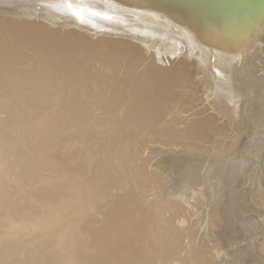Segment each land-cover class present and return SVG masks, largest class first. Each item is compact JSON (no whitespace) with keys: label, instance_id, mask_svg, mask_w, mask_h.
Wrapping results in <instances>:
<instances>
[{"label":"rangeland","instance_id":"rangeland-1","mask_svg":"<svg viewBox=\"0 0 264 264\" xmlns=\"http://www.w3.org/2000/svg\"><path fill=\"white\" fill-rule=\"evenodd\" d=\"M82 1L0 0V264H264V26Z\"/></svg>","mask_w":264,"mask_h":264},{"label":"bare ground","instance_id":"bare-ground-1","mask_svg":"<svg viewBox=\"0 0 264 264\" xmlns=\"http://www.w3.org/2000/svg\"><path fill=\"white\" fill-rule=\"evenodd\" d=\"M79 1H82V0H79ZM99 1L100 0H93V2L95 3V4H98L99 3ZM183 2V4H182V6L180 7L181 9H185L186 8V6L188 5V3H186V0H182ZM194 1V3H196V5H197V7H195L196 8V10L197 11H204V10H207V13H208V18L210 17L212 20H216V22H217V24H220V25H224L226 28H228V26L229 25H231L232 24V22H228V21H232L233 19H235L236 17L235 16H238L239 18H240V16L239 15H237V11H227V10H225L224 8H221V7H216L215 5H212V4H208V3H199V2H197V0H193ZM83 2V1H82ZM205 4H207V5H205ZM81 6V5H80ZM82 7V6H81ZM96 7V6H95ZM176 10V9H175ZM177 12H179V11H177ZM177 12H175V13H177ZM173 13V12H172ZM236 14V15H235ZM240 14V13H239ZM233 17H235V18H233ZM244 17V16H243ZM247 17H255V19H253V18H251L252 19V21H256L257 23H256V25L258 24V23H260V24H262V27L264 26L263 25V22H264V7L262 8V10H260L259 12H256V14L255 15H252V16H247ZM238 19V18H237ZM248 19V18H247ZM240 20V19H239ZM238 20V21H239ZM236 21V20H235ZM235 21H233V22H235ZM244 21V20H243ZM243 21L241 22V21H239L240 22V24H243ZM254 21V22H255ZM226 22H227V24H226ZM249 22V21H248ZM250 23V22H249ZM239 24V25H240ZM248 24V23H247ZM246 24V25H247ZM259 24V25H260ZM233 25V24H232ZM236 25V24H235ZM234 25V26H235ZM244 25V24H243ZM245 25V26H246ZM244 26V27H245ZM254 26V25H253ZM258 26V25H257ZM256 26V27H257ZM230 27V26H229ZM250 27V26H249ZM255 27V28H256ZM246 28V27H245ZM251 28V27H250ZM259 28V27H258ZM252 29V31H253V29H254V27L253 28H251ZM261 29V28H260ZM259 29V30H260ZM258 29L256 28V31H257ZM249 32H250V29L248 30ZM247 31V32H248ZM255 31V30H254ZM251 33V32H250ZM254 33H256V32H254ZM245 35H246V33H245ZM252 34H250V36H251ZM253 36H254V34H253ZM252 36V37H253ZM256 36V35H255ZM248 37V36H247ZM245 38V37H244ZM254 38V37H253ZM250 39H251V37H250ZM249 39V40H250ZM255 39V38H254ZM252 40V39H251ZM252 41H254V40H252ZM125 109V108H124ZM128 112H129V110H128ZM123 113H126L125 112V110H124V112ZM76 114V113H75ZM87 115V114H86ZM124 115V114H123ZM125 115H127V114H125ZM86 118V117H85ZM127 118V117H126ZM115 119V118H114ZM80 120V119H79ZM121 120V119H120ZM125 120V119H124ZM123 120V121H124ZM86 121V120H85ZM74 122V121H73ZM80 122H82V121H80ZM99 122V121H98ZM107 122V121H106ZM88 123V122H87ZM112 123V122H111ZM83 124V123H82ZM123 125V124H122ZM83 126V125H82ZM96 126V125H95ZM111 126V125H110ZM120 126H121V124H120ZM76 127V126H75ZM93 127V126H92ZM118 127V126H117ZM69 128V127H68ZM87 128V127H86ZM111 128V127H110ZM125 128V127H124ZM95 129V128H94ZM97 129V128H96ZM107 129V128H106ZM68 130V129H67ZM71 130V129H70ZM98 130V129H97ZM120 130V129H119ZM87 131V130H86ZM99 131V130H98ZM103 131H105V130H103ZM70 132V131H69ZM109 132V131H108ZM72 133V132H71ZM93 133V132H92ZM103 133V132H102ZM116 133V132H115ZM70 134V133H69ZM77 134V133H76ZM106 134V133H105ZM81 136V135H80ZM112 136V135H111ZM94 137V136H93ZM97 137V136H96ZM87 139V138H86ZM2 141V140H1ZM109 141V140H108ZM84 142V141H83ZM2 144V143H1ZM4 144V143H3ZM88 144V143H87ZM5 145H6V143H5ZM114 146V145H113ZM7 147V146H6ZM15 147V146H14ZM12 148V147H11ZM68 148V147H67ZM86 148H88V146L86 147ZM92 148V147H91ZM73 149V148H72ZM6 150V149H5ZM26 150V149H25ZM68 150V149H67ZM12 151V150H11ZM82 152V151H81ZM101 152V151H100ZM71 154V153H70ZM8 155V154H7ZM87 157V156H86ZM99 157V156H98ZM6 158V157H5ZM112 158V157H111ZM11 159V158H10ZM73 159V158H72ZM95 160V159H94ZM92 161V160H91ZM2 162V161H1ZM98 162H99V160H98ZM94 163V162H93ZM109 164V163H108ZM86 165V164H85ZM107 165V164H106ZM111 165V164H110ZM70 166V165H69ZM77 166V165H76ZM100 166V165H99ZM8 167V166H7ZM98 167V166H97ZM92 168V167H91ZM110 168V167H109ZM116 168V167H115ZM4 169V168H3ZM107 170V169H106ZM105 170V171H106ZM119 170V169H118ZM69 171V170H68ZM109 171V170H108ZM104 172V171H103ZM110 173V172H109ZM68 174V173H67ZM74 174H75V172H74ZM80 174V173H79ZM118 174V173H117ZM83 176V175H82ZM91 177V176H90ZM105 177V176H104ZM112 177V176H111ZM119 177V176H118ZM134 177V176H133ZM76 179V178H75ZM3 180V179H2ZM83 180V179H82ZM81 181V180H80ZM113 182V181H112ZM116 183V182H115ZM124 183V182H123ZM129 184V183H128ZM108 185H109V183H108ZM2 187V186H1ZM108 189V188H107ZM111 189V188H110ZM101 191V190H100ZM102 192V191H101ZM111 192V191H110ZM113 192V191H112ZM108 193V192H107ZM81 194V193H80ZM105 197V196H104ZM111 197V196H110ZM119 197V196H118ZM107 198H108V196H107ZM120 198V197H119ZM118 198V199H119ZM115 200H116V198H115ZM126 200H127V198H126ZM71 201V200H70ZM82 201V200H81ZM96 202V201H95ZM120 202V201H119ZM98 203V202H97ZM132 203V202H131ZM114 204V203H113ZM123 204V203H122ZM129 204V203H128ZM115 206H116V204H114ZM130 205V204H129ZM133 205V204H132ZM125 206H127V205H125ZM136 206V205H135ZM112 207V206H111ZM119 207V206H118ZM130 207H132V206H130ZM68 208V207H67ZM110 208V207H109ZM116 208V207H115ZM120 208V207H119ZM123 208V207H122ZM121 208V209H122ZM65 209V208H64ZM98 209V208H97ZM106 209V208H105ZM125 209V208H124ZM132 209V208H131ZM107 211V210H106ZM122 211H124V210H122ZM130 211V210H129ZM111 212V211H110ZM120 212V211H119ZM126 212V211H125ZM133 212V211H132ZM61 213H62V211H61ZM133 213H135V212H133ZM66 214V213H65ZM122 213H120V215H121ZM124 214V213H123ZM126 214V213H125ZM52 215V214H51ZM106 215V214H105ZM108 215V214H107ZM116 216H117V214H115ZM127 215V214H126ZM132 215V214H131ZM123 216V215H122ZM133 216V215H132ZM59 217H60V215H59ZM118 217H120V216H118ZM128 217V216H127ZM123 219H124V217H123ZM126 219H128V218H126ZM63 220V219H62ZM49 232V231H48ZM134 232V231H133ZM136 241H137V239H136ZM138 244H139V242H138ZM122 249V248H121ZM120 250V249H119ZM125 251V250H124ZM121 254V253H120ZM114 258V257H113ZM112 258V259H113ZM116 259V258H115ZM114 260V259H113ZM112 260V261H113ZM117 260V259H116ZM123 262V261H122Z\"/></svg>","mask_w":264,"mask_h":264},{"label":"water","instance_id":"water-1","mask_svg":"<svg viewBox=\"0 0 264 264\" xmlns=\"http://www.w3.org/2000/svg\"><path fill=\"white\" fill-rule=\"evenodd\" d=\"M197 2L212 4L227 11H237L249 16L255 15L264 7V0H197Z\"/></svg>","mask_w":264,"mask_h":264},{"label":"snow or ice","instance_id":"snow-or-ice-1","mask_svg":"<svg viewBox=\"0 0 264 264\" xmlns=\"http://www.w3.org/2000/svg\"><path fill=\"white\" fill-rule=\"evenodd\" d=\"M69 7H71V5H69Z\"/></svg>","mask_w":264,"mask_h":264}]
</instances>
